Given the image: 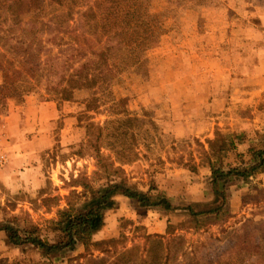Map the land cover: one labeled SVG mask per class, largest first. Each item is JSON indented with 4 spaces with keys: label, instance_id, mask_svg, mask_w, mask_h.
<instances>
[{
    "label": "rangeland",
    "instance_id": "rangeland-1",
    "mask_svg": "<svg viewBox=\"0 0 264 264\" xmlns=\"http://www.w3.org/2000/svg\"><path fill=\"white\" fill-rule=\"evenodd\" d=\"M242 1L152 0L149 11L156 18L158 28L155 31V43L146 53L144 65L140 68L118 65L116 78L106 90H95L102 103L99 111L92 112L95 123L103 125L109 119L113 105L118 106L115 109L127 113H144L158 122L162 143L157 142L149 150L139 149V158L123 166L130 185L144 192L150 188L162 191L176 205L210 202L213 198L210 162L225 170L232 166L249 168L254 163L250 150L264 149V92L253 93L250 97L247 94L248 100L252 98L251 103L241 100L240 93H224L228 96L229 104L219 114L209 115L215 125L209 126L207 130L202 124L203 111L207 112L201 104L203 98L213 99L214 93L201 89L207 83L199 74L201 60L193 58V54L192 59L195 60H186L187 51L189 54L192 49L185 40L186 35L191 33L186 22L191 25L197 20L200 32L201 25L205 24L203 18L195 15V12L219 6L225 9L223 5L233 10ZM260 2L263 3L262 0ZM48 33L51 34L40 31L37 35H28L26 40L33 42L35 52L44 53L51 49L55 55L64 54L63 42L54 37V30H48ZM175 41L180 44L176 45ZM176 48L182 51H176ZM51 63L53 62L49 64ZM113 64H117V61ZM5 66L9 78L6 81L4 71L0 70V120L13 108L22 111L28 96L39 102L46 100L57 105L47 91V86L50 85L49 81L47 82L48 76L40 83L32 82L35 83L33 85L28 76L29 70H25L21 64ZM57 69L60 67H54L50 71L54 73ZM46 72L48 71H44ZM192 84L197 85L199 89L193 92L185 90V87ZM26 86L30 87L29 92H24ZM178 86L180 91L170 90L171 87ZM16 93H23V98H17ZM91 95L89 90L76 91L73 101L64 102L60 107L57 105L60 118L51 131V146L42 153L44 180L39 189L14 190L0 183V208L4 207L7 199L17 196L18 208L15 214L19 215L21 211L29 213L32 221L42 229L43 239L48 242L56 241V235L49 229L48 221L56 218L57 207L52 204L51 209L46 208L43 198L56 196L59 198V208H63L66 196L75 190L82 191L81 187H76L77 181L86 177V181L95 183V158L90 152L79 155L86 132L83 127H79L78 116L85 111L83 100ZM186 96L190 100L187 101ZM63 110L65 113H73L77 123L76 129H71L65 137L61 131L66 115ZM234 120L236 124L231 125ZM220 122L223 126L219 125ZM176 126L181 127L179 135L186 136H175ZM229 135L233 137L234 142L238 143L236 137H239L243 143L237 144L236 148L229 149V152L222 156L210 149L209 141ZM103 153L108 154L107 151ZM2 157L0 163L5 164L6 158L4 157L2 163ZM42 190L46 192L44 196L41 195ZM229 192L238 200L233 217L221 225L211 224L207 219H203L199 230L185 210L165 212L144 209L133 201L120 198L119 208L108 213L105 227L94 236V246L90 253L97 258L104 257L103 250L97 245L122 235L125 240L117 245L119 252L123 247L130 248L135 243L142 245L145 234L168 236V227L172 225L175 235L182 236L186 242V255H197L207 264H239L237 251L240 246L244 243L257 245L264 242V171L256 173L248 181L231 185ZM6 217L8 214L0 210V221ZM166 238L169 239V236ZM102 247L108 249V246ZM112 251L115 250L112 248ZM85 254V248L80 246L74 252L59 256L54 264H84L85 260L80 257ZM184 257L185 255H182L181 260ZM45 261L42 253L33 247H8L6 234L0 233V264H34ZM251 264H254V260Z\"/></svg>",
    "mask_w": 264,
    "mask_h": 264
},
{
    "label": "trees",
    "instance_id": "trees-1",
    "mask_svg": "<svg viewBox=\"0 0 264 264\" xmlns=\"http://www.w3.org/2000/svg\"><path fill=\"white\" fill-rule=\"evenodd\" d=\"M151 1L0 0V70L4 71L5 80L9 78L5 65L15 63L29 70L31 83H40L48 76L50 85L47 91L59 107L64 102L73 101L76 91L92 92L83 100L85 111L78 116L79 127L86 132L79 155L90 152L95 158V183L86 181V177L77 181L76 187H81L82 191L75 190L66 196L63 208H59L58 197L43 198L46 208L51 209L52 204L57 207L56 218L48 221L56 241L43 239L42 229L32 221L29 213L15 214L17 196L7 199L0 208L8 214L0 221V233L6 234L8 247L37 249L46 261L34 264H54L59 256L74 252L80 246L86 251L80 257L85 260L84 264H207L197 255H186V242L182 236L175 235L172 225L167 230L169 239L168 236L145 234L142 245L135 243L119 252L117 245L125 240L122 235L98 244L104 254L98 258L90 253V249L94 246V236L105 227L108 213L119 208L120 198L133 201L144 209L185 210L199 230L203 219L218 225L231 219L238 200L231 196L230 186L248 181L264 171V149L250 150L254 163L249 168L232 166L225 170L210 162L212 201L193 202L187 206L176 205L162 191L150 188L144 192L128 183L123 166L139 158V149L149 150L163 141L157 120L144 113L120 111L113 105L109 119L99 125L92 112L102 107L95 90H106L116 78L118 65L137 68L144 65L158 28L156 18L149 11ZM48 30H54V37L63 42L64 54L55 55L51 49L44 53L35 52L33 42L26 40L28 35H37L40 31L51 34ZM114 61L117 64L114 65ZM54 67L60 69L53 73L50 70ZM26 88L24 92L31 90L29 86ZM16 96L20 99L24 94L16 93ZM236 140L239 142H234L230 135L219 136L215 141H209V147L222 156L243 143L239 137ZM45 194L42 190L41 195ZM182 255H185L183 260ZM237 257L239 264H251L252 260L254 264H264V242L257 245L244 243L239 247Z\"/></svg>",
    "mask_w": 264,
    "mask_h": 264
},
{
    "label": "crops",
    "instance_id": "crops-1",
    "mask_svg": "<svg viewBox=\"0 0 264 264\" xmlns=\"http://www.w3.org/2000/svg\"><path fill=\"white\" fill-rule=\"evenodd\" d=\"M260 1L243 0L233 10L223 5L225 9L219 6L195 12L205 23L201 25V32L197 20L191 25L186 22L191 33L186 35L185 40L192 48L189 54L187 51L186 60H201L199 74L207 82L201 89L214 93L213 99L203 98L201 104L207 112L203 111L202 121L207 130L215 125L209 115L219 114L229 104L228 96L224 93H240L241 100L251 103L252 98L248 100L247 94L250 97L253 93L264 92V0L263 3ZM175 44L180 43L175 41ZM192 54L195 59H192ZM179 87H171L170 90L178 92ZM198 89L194 84L185 87V90L192 92ZM186 98L190 100L188 96ZM65 114V125L61 130L64 137L77 127L73 113ZM59 118L60 112L55 103L46 100L39 102L28 96L22 111L13 108L0 120V157H5L7 161L0 163V183L14 190H36L42 186V153L51 146V131ZM234 122L231 125L236 124ZM219 125L223 126L221 122ZM176 129L175 136H186L179 135L181 127L176 126Z\"/></svg>",
    "mask_w": 264,
    "mask_h": 264
},
{
    "label": "built area",
    "instance_id": "built-area-1",
    "mask_svg": "<svg viewBox=\"0 0 264 264\" xmlns=\"http://www.w3.org/2000/svg\"><path fill=\"white\" fill-rule=\"evenodd\" d=\"M2 158H4V157H2ZM4 160H5V158H4V159H2V160H1V162L3 163V162H4Z\"/></svg>",
    "mask_w": 264,
    "mask_h": 264
}]
</instances>
